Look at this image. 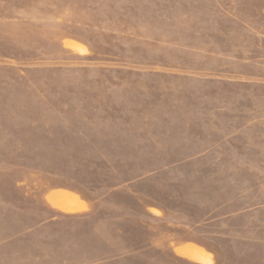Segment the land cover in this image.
Wrapping results in <instances>:
<instances>
[{
    "label": "rangeland",
    "instance_id": "1",
    "mask_svg": "<svg viewBox=\"0 0 264 264\" xmlns=\"http://www.w3.org/2000/svg\"><path fill=\"white\" fill-rule=\"evenodd\" d=\"M245 240L263 246L264 0H0V264H199L188 242Z\"/></svg>",
    "mask_w": 264,
    "mask_h": 264
},
{
    "label": "crops",
    "instance_id": "2",
    "mask_svg": "<svg viewBox=\"0 0 264 264\" xmlns=\"http://www.w3.org/2000/svg\"><path fill=\"white\" fill-rule=\"evenodd\" d=\"M124 185L126 186V184H123L119 187L112 188L111 191L116 192L119 188H121ZM66 192H68L67 194L73 196L75 201L78 202L77 203L78 206L81 207V208H79V209H81L80 211L79 210L77 211V209H76V212H75L76 214L82 213V209L83 210L84 209H86V210L91 209V202H89V200L85 199L80 192L76 193V192H69V191H65V190H53L51 192V194L52 193H56V194L62 193L63 194ZM47 199H49V202L52 203V206L55 208L61 207L62 209H66V210L71 208L70 206L61 205L60 203L54 204L52 202L53 198H51V196H50V198L47 196ZM231 217H232V215H229V216L226 215L222 219H227V218L232 219L233 217L232 218ZM217 221H218V223L223 222L222 224L225 225L224 220H218L215 218H211L210 215H207L206 217L201 218L195 226L198 229L205 230V229L211 228V225H213ZM222 232L221 231H215V233L209 232V234H207V236L213 238L214 241L221 242L222 240L227 238V236L225 237V234ZM262 243H263L262 247H256V246H254L255 244L251 245L249 240H245V246L227 247L226 251H228V252H222L224 249H222V251L219 248L212 250V249L208 248V246L206 244H203V243L199 244V243L192 241L190 243L188 242V244L194 245L195 247L197 246L199 248L198 251H193V250H191L192 248L190 247L191 249L189 251H186V250L184 252L179 251V255L184 257V258H187L189 261H194V262H197L199 264L200 263L201 264H211V261H214L215 264H223L225 262H231L232 264H264V240ZM195 247H193V248H195ZM207 258H209V260Z\"/></svg>",
    "mask_w": 264,
    "mask_h": 264
}]
</instances>
